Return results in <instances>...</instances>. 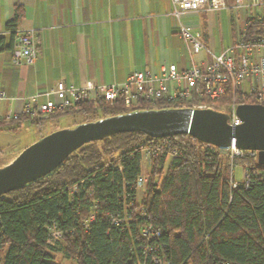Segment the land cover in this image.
Segmentation results:
<instances>
[{
    "label": "trees",
    "instance_id": "1",
    "mask_svg": "<svg viewBox=\"0 0 264 264\" xmlns=\"http://www.w3.org/2000/svg\"><path fill=\"white\" fill-rule=\"evenodd\" d=\"M23 9L6 25L0 48L14 49ZM264 34V23L250 20L245 37ZM205 102L216 110L231 103L258 104L254 94L231 87ZM187 106H191L190 103ZM183 107L165 104L159 108ZM154 109L142 101L128 107L116 101H85L30 121L39 130L46 120L83 118L75 125L134 110ZM28 121L0 119L1 130H18ZM52 132V131H51ZM177 154L161 151L151 161L140 196L135 182L142 172V149L164 138L123 132L87 143L52 172L0 196V264H61L60 252L76 264H138L150 261L154 246L167 264H264V165L256 156L231 157L188 134L166 137ZM169 147V148H170ZM250 182L233 187L235 166ZM95 218L89 223L88 217ZM127 220L119 225L113 217ZM151 224L146 238L142 228ZM62 233L52 235V228Z\"/></svg>",
    "mask_w": 264,
    "mask_h": 264
},
{
    "label": "crops",
    "instance_id": "2",
    "mask_svg": "<svg viewBox=\"0 0 264 264\" xmlns=\"http://www.w3.org/2000/svg\"><path fill=\"white\" fill-rule=\"evenodd\" d=\"M18 6L24 14L17 31H34L38 56L30 65H18L13 49L0 48V90L8 95L1 113L20 108L58 81L75 86L120 83L137 70L202 65L211 56L205 49L190 56L181 23L200 32L206 48L219 54L246 35L250 22L249 11L236 8L235 0H227L224 9L180 18L173 13V0H0V38L8 41L6 25Z\"/></svg>",
    "mask_w": 264,
    "mask_h": 264
},
{
    "label": "built area",
    "instance_id": "3",
    "mask_svg": "<svg viewBox=\"0 0 264 264\" xmlns=\"http://www.w3.org/2000/svg\"><path fill=\"white\" fill-rule=\"evenodd\" d=\"M173 13L180 18L185 13L219 10L227 7V0H173ZM236 8H246L249 11L250 20L264 23V0H235ZM255 9V12L253 11ZM180 34L185 42L190 56L206 50L211 56L210 61L202 65H192L186 69H179L174 63L161 66L159 72L149 70H137L128 74L120 83L96 84L89 81L84 86L67 85L64 81H58L54 86L38 90L29 101L18 109H10L1 113L0 119L7 121L26 116L28 121L23 125L25 129L31 126L30 121L37 118H48L55 111L76 107L85 101H116L122 99L128 107L145 101L154 109H159L165 104H180L183 107L213 108L205 102H194L195 98L205 97L214 101L221 98L231 87L233 90H244L254 94L261 102H264V34L253 35L246 38L244 35L226 47L221 53L215 54L213 50L206 48L201 33L194 31L191 25L181 23ZM38 56V48L34 31L19 33L13 49V61L15 64H32ZM246 86V88H245ZM45 97L44 101H40ZM8 100L5 91L0 90V107L3 101ZM191 106H187L189 104ZM263 104V103H260ZM240 104L233 102L223 111L228 114V121L233 126L242 123L237 114ZM205 145H210L204 143ZM167 138L159 140V143L149 145L142 149V172L135 182V188L139 195L148 183L149 171L143 165H151L155 155L167 150L170 155L177 154L175 148L170 147ZM170 147V148H169ZM224 149L230 156L238 157L250 154L257 157V151L238 148L235 143ZM145 163V164H143ZM241 180H232L233 187L241 183L248 185L249 174L244 168ZM95 218L92 213L87 223ZM124 217H113L116 225L127 220ZM154 234L151 224L142 228V235L146 238ZM52 235L60 238L62 233L55 227ZM144 251L149 255L150 261L145 259L138 264H167L165 257L158 253L154 246H145Z\"/></svg>",
    "mask_w": 264,
    "mask_h": 264
},
{
    "label": "water",
    "instance_id": "4",
    "mask_svg": "<svg viewBox=\"0 0 264 264\" xmlns=\"http://www.w3.org/2000/svg\"><path fill=\"white\" fill-rule=\"evenodd\" d=\"M237 114L243 121L233 126L227 113L214 108L145 109L54 130L0 166V196L52 172L83 145L123 132L141 131L157 139L188 134L219 148L235 143L257 151V161L264 165V104H240Z\"/></svg>",
    "mask_w": 264,
    "mask_h": 264
},
{
    "label": "rangeland",
    "instance_id": "5",
    "mask_svg": "<svg viewBox=\"0 0 264 264\" xmlns=\"http://www.w3.org/2000/svg\"><path fill=\"white\" fill-rule=\"evenodd\" d=\"M83 118L77 117H64L63 119L47 121L45 122L44 128L39 130L37 126H30L25 129L24 127L18 130H1L0 131V166L8 163L15 157L19 155L26 147L39 140L42 136L50 133L51 131L75 126V122L82 121ZM145 164V163H143ZM143 165V168L150 170V167ZM244 168L241 165L235 166L234 176L236 180H241L243 178ZM144 192H140V196ZM56 253V259L61 262V264H76L73 260H69L63 256L60 252Z\"/></svg>",
    "mask_w": 264,
    "mask_h": 264
}]
</instances>
